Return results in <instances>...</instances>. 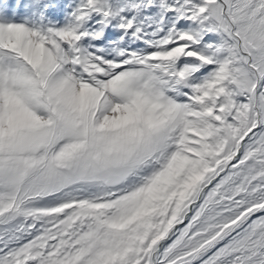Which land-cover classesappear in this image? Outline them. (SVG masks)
Masks as SVG:
<instances>
[{"label":"snow or ice","instance_id":"6c2138e0","mask_svg":"<svg viewBox=\"0 0 264 264\" xmlns=\"http://www.w3.org/2000/svg\"><path fill=\"white\" fill-rule=\"evenodd\" d=\"M0 264H264V0H0Z\"/></svg>","mask_w":264,"mask_h":264}]
</instances>
